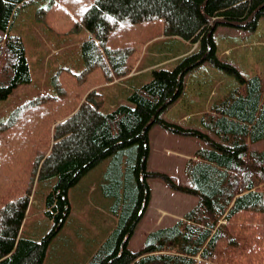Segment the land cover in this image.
<instances>
[{
  "label": "trees",
  "instance_id": "trees-1",
  "mask_svg": "<svg viewBox=\"0 0 264 264\" xmlns=\"http://www.w3.org/2000/svg\"><path fill=\"white\" fill-rule=\"evenodd\" d=\"M34 1L0 0V100L31 82L24 41L11 28L17 12ZM49 1L62 9L66 32L88 31L84 69H58L49 92L14 107L0 122V264H44L71 214L70 189L106 159L112 160L101 193L114 201L116 227L82 264H264V146L254 147L264 143V78H245L220 60L213 39L218 26L254 31L264 0H78L81 7L73 0ZM160 36L196 48L173 69L155 68L125 103L101 111L99 88L133 73L143 46ZM204 63L239 80L205 113L203 125L213 135L161 117L182 96L185 75ZM155 123L206 145L186 161L185 183L147 168ZM54 177L42 198L52 228L38 239L25 237L37 184ZM151 178L198 200L132 249L129 239L148 209Z\"/></svg>",
  "mask_w": 264,
  "mask_h": 264
},
{
  "label": "rangeland",
  "instance_id": "rangeland-1",
  "mask_svg": "<svg viewBox=\"0 0 264 264\" xmlns=\"http://www.w3.org/2000/svg\"><path fill=\"white\" fill-rule=\"evenodd\" d=\"M73 2L79 7L82 6L78 0H73ZM61 10L54 1L36 0L17 12L11 33L21 36L24 41L30 64L31 82L20 85L7 99L0 100V122L7 119L14 107L43 92H49L51 78L58 69L69 68L74 72H81L84 69L82 43L88 39V31L81 28L74 33L66 32L68 24H60L59 21ZM163 37L154 38L143 46L138 63L146 53L150 42ZM213 39L216 44V55L220 60L237 67L245 78L253 76L264 78V17L259 20L254 31L218 26L213 33ZM205 64L213 68L217 74L216 78L213 75L214 84H217L213 88V104H215L229 95L239 80L233 75L212 67L210 63ZM100 91L104 93L105 105L101 108L103 112L108 111L112 103L126 102L125 99L123 100L124 91L120 85L113 87L109 93L103 89ZM200 91V89L195 90L192 86L187 85L184 95H182L185 102L183 101L184 103L179 106L180 109H173L171 115H181L187 111L197 110L204 100ZM192 96L196 97L198 101L195 106L191 104ZM167 116L168 114L165 112L161 114L163 119H167ZM177 117L173 121H178ZM196 121L197 119H193L180 125L213 135L210 128ZM149 142L150 155L147 168L171 174L182 183L186 182L184 172L186 161L192 157L198 147L206 146L203 141L197 138L174 134L163 129L157 123L153 124L149 130ZM263 146L264 143H260L254 147L260 149ZM168 150L173 153H168ZM175 151L181 154H177ZM183 154L189 157L184 158ZM111 160H104L88 172L80 180L76 191L74 188L70 189L71 214L63 228L52 240L44 264H82L89 254L99 247L98 245L104 237V227L114 217L106 211H110V206L114 201H106L101 193V184L106 181ZM56 181L57 177H54L37 184L33 202H31V216L37 214L38 209L41 208L43 196ZM148 182L151 191L149 205L145 216L129 239L128 247L132 249L142 246L147 235L154 229L172 225L183 217L198 200L195 196L169 189L159 178H151ZM42 218L44 219H40V223H36L39 219L29 220L26 230L38 227V231H42L44 234L48 233L52 224L49 225L44 214H42Z\"/></svg>",
  "mask_w": 264,
  "mask_h": 264
},
{
  "label": "crops",
  "instance_id": "crops-1",
  "mask_svg": "<svg viewBox=\"0 0 264 264\" xmlns=\"http://www.w3.org/2000/svg\"><path fill=\"white\" fill-rule=\"evenodd\" d=\"M0 35H3V33H1ZM195 48L196 45H191L189 42L176 37H163L160 39H155L154 41L150 42V44L147 46L146 53L142 56L140 62L137 64L133 73H131L128 77L122 80L115 81L112 84L102 86L99 88V90L103 89L104 91H106V93L107 92L109 93L113 87L120 85L122 89H125L123 100L127 99L128 97L127 94L130 90L135 89L136 87H140L142 84L148 82L152 78V71L155 68L163 67V68L171 69L173 66H175V64L181 57L192 52ZM206 65L207 64L205 63L202 64L197 69H194L189 73H187L186 76L184 77V89L187 85L192 86V88L195 90L200 89L201 90L200 94L204 96V100L201 102L198 109L194 111L184 112V114L181 115H171L173 114V109L175 110L180 109L179 106L185 102L184 97L181 96L175 102L171 103L163 111L165 112V114L166 113L168 114L167 117L169 119L168 118L165 119L166 121L180 125L190 120L197 119L196 122L203 124L205 113L210 111L213 107V88H215L217 85L216 83L214 84V80H213V75L215 76V78L217 76L216 72L213 71V68ZM166 66H171V67H166ZM201 68H205V69L201 71L200 70ZM182 95H184V92ZM197 103L198 101L196 100V97L192 96V101H191L192 106L197 105ZM116 104L117 103H112L110 105L109 110L113 109L116 106ZM176 117L178 118L177 120L181 122L173 121ZM168 153H173V152L168 150ZM175 153L181 154L178 151H175ZM183 156L184 158L189 157L186 156L185 154H183ZM78 187L79 186H76L74 188V191H76ZM40 207L41 208L38 209L37 214L32 216H31L32 206L30 207L22 229V235H24L25 237L38 239L40 236H42L43 233L42 232L40 233L38 231L37 229L38 227L26 230L27 223L29 220L39 219L36 223H40V219H44L42 218V214H45L44 202L41 204ZM101 209L103 210V208ZM106 211L108 212V214H112L114 217L111 218L110 223L106 224V226L104 227V231H103L104 237L102 241H104L108 237V235H110L111 232L115 229L117 222V219L115 215L112 213V211L111 210L110 211L106 210ZM103 223L105 225V222ZM49 225H51V223H49Z\"/></svg>",
  "mask_w": 264,
  "mask_h": 264
},
{
  "label": "bare ground",
  "instance_id": "bare-ground-1",
  "mask_svg": "<svg viewBox=\"0 0 264 264\" xmlns=\"http://www.w3.org/2000/svg\"><path fill=\"white\" fill-rule=\"evenodd\" d=\"M186 76V75H185ZM186 79V78H185ZM184 80V79H183ZM184 82V81H183ZM105 105V104H104Z\"/></svg>",
  "mask_w": 264,
  "mask_h": 264
}]
</instances>
